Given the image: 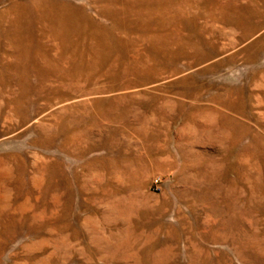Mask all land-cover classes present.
I'll return each mask as SVG.
<instances>
[{
    "label": "rangeland",
    "instance_id": "1",
    "mask_svg": "<svg viewBox=\"0 0 264 264\" xmlns=\"http://www.w3.org/2000/svg\"><path fill=\"white\" fill-rule=\"evenodd\" d=\"M0 264H264V0H0Z\"/></svg>",
    "mask_w": 264,
    "mask_h": 264
},
{
    "label": "built area",
    "instance_id": "2",
    "mask_svg": "<svg viewBox=\"0 0 264 264\" xmlns=\"http://www.w3.org/2000/svg\"><path fill=\"white\" fill-rule=\"evenodd\" d=\"M155 185H157L158 183V179H154Z\"/></svg>",
    "mask_w": 264,
    "mask_h": 264
}]
</instances>
